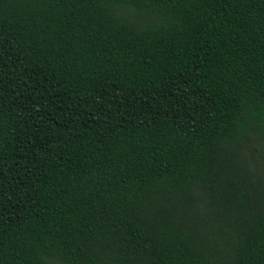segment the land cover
I'll list each match as a JSON object with an SVG mask.
<instances>
[{
  "label": "trees",
  "instance_id": "16d2710c",
  "mask_svg": "<svg viewBox=\"0 0 264 264\" xmlns=\"http://www.w3.org/2000/svg\"><path fill=\"white\" fill-rule=\"evenodd\" d=\"M0 264H264V0H0Z\"/></svg>",
  "mask_w": 264,
  "mask_h": 264
}]
</instances>
